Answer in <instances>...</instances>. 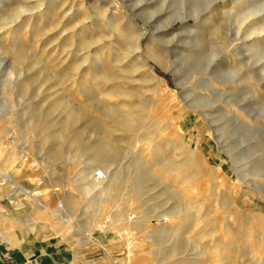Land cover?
<instances>
[{
  "label": "rangeland",
  "instance_id": "1",
  "mask_svg": "<svg viewBox=\"0 0 264 264\" xmlns=\"http://www.w3.org/2000/svg\"><path fill=\"white\" fill-rule=\"evenodd\" d=\"M0 208L89 264H264V0H0Z\"/></svg>",
  "mask_w": 264,
  "mask_h": 264
},
{
  "label": "crops",
  "instance_id": "2",
  "mask_svg": "<svg viewBox=\"0 0 264 264\" xmlns=\"http://www.w3.org/2000/svg\"><path fill=\"white\" fill-rule=\"evenodd\" d=\"M0 218L7 219L3 208ZM4 227L0 223V264H89L90 251L83 243L56 233L37 232L42 227L39 221L33 222L25 233ZM56 230L64 232L68 228L63 225Z\"/></svg>",
  "mask_w": 264,
  "mask_h": 264
},
{
  "label": "bare ground",
  "instance_id": "3",
  "mask_svg": "<svg viewBox=\"0 0 264 264\" xmlns=\"http://www.w3.org/2000/svg\"><path fill=\"white\" fill-rule=\"evenodd\" d=\"M102 177L100 179H95L93 176L94 169L89 167L84 175L88 181L87 184V191L96 190L102 196L108 193L110 188L113 186L114 183V175H111L110 171L106 168L101 166Z\"/></svg>",
  "mask_w": 264,
  "mask_h": 264
},
{
  "label": "built area",
  "instance_id": "4",
  "mask_svg": "<svg viewBox=\"0 0 264 264\" xmlns=\"http://www.w3.org/2000/svg\"><path fill=\"white\" fill-rule=\"evenodd\" d=\"M95 179H100L102 177V172L100 169H96L93 173Z\"/></svg>",
  "mask_w": 264,
  "mask_h": 264
}]
</instances>
